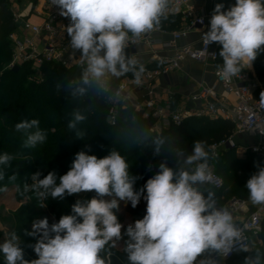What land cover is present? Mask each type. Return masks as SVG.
Returning <instances> with one entry per match:
<instances>
[{
	"label": "clouds",
	"instance_id": "obj_1",
	"mask_svg": "<svg viewBox=\"0 0 264 264\" xmlns=\"http://www.w3.org/2000/svg\"><path fill=\"white\" fill-rule=\"evenodd\" d=\"M59 15L68 18L67 36L72 54L80 53L83 62L78 79L58 81L57 93H65L69 102L86 103L92 96L112 101L120 96L113 82L131 73L139 85L146 68L139 56H133L129 44L134 37L154 33L161 28L174 11L171 0H50ZM201 40L207 46H221L222 74L239 76L242 66L250 68L264 51V0H235L225 9L215 4L208 30ZM129 103L125 101L124 110ZM259 107L264 109V91L260 93ZM85 109L76 107L71 112L68 128L77 139L85 133L78 125L87 117ZM25 135L23 147L34 149L43 144L47 133L37 119H25L15 125ZM133 147L151 148L155 156L170 154L158 165L157 173L147 180L140 191H134L137 177L129 174V164L117 150L103 157L76 154L70 169L59 176L50 171L42 179L37 171L32 183H24L23 191H33L41 201L49 196L63 200L66 195L95 192L90 200H76L71 214L62 215L58 222L49 225L47 218L32 223L25 234L38 237L31 247L38 259H25L20 237L12 232L0 243L4 264H112L111 251L122 237L123 225L116 211L120 202L137 207L146 189V214L127 226L128 239L123 251L126 264H221L234 251L248 252L240 247L245 239L247 225L237 223L233 211L219 207L215 193L202 190L210 183V154L206 142L196 140L191 151L176 147L177 138L153 136L137 126L131 141ZM14 156L0 153V181L6 177ZM258 169L246 182L248 199L253 206H264V167ZM151 169V165H149ZM15 181L17 175L8 177ZM19 190V189H18ZM7 186L0 187V192ZM43 207V206H41ZM106 254V255H105ZM243 264H264V251L257 249L248 254Z\"/></svg>",
	"mask_w": 264,
	"mask_h": 264
},
{
	"label": "trees",
	"instance_id": "obj_2",
	"mask_svg": "<svg viewBox=\"0 0 264 264\" xmlns=\"http://www.w3.org/2000/svg\"><path fill=\"white\" fill-rule=\"evenodd\" d=\"M181 23L180 17L169 16L167 21L162 22L161 28L174 30L180 28ZM15 29L8 4L5 0H0V153L7 152L14 156L11 167L6 169L9 170L5 177L7 179L3 181L4 184L0 183V187L6 185L7 188L19 189L25 182L31 184L33 182L31 177L37 171L41 172V179L50 171H55L59 183V176L67 173L78 152L85 151L88 155L103 158L115 149L129 164V174L137 177L133 186L134 191H140L147 180L157 173L162 159L167 158L169 166H173L174 158L168 153L155 156L151 148L133 147L131 141L137 126L153 136L177 138L175 146L187 148L189 151L196 140L205 141L208 146L229 136L233 130V126L224 120L188 118L179 127L151 133L149 130L152 122L143 119L140 112L131 107H128L127 111L124 107H119L114 124H109L107 117L111 106L105 99L92 96L91 100L86 98V103L69 102L64 98L65 93L56 91L55 85L58 81L78 79L82 69H66L59 65L45 64L44 81L41 84H33L27 80L30 74L27 65L21 66L16 73L6 68L11 57L8 35ZM253 65L258 80L264 81V51L253 61ZM76 107L86 110L87 119L78 125V129L85 133L84 140L77 139L74 131L68 128L70 114ZM25 119L39 120L40 128L47 133L46 141L34 149L23 147L26 137L15 130L16 123ZM210 162L214 165L216 174L221 177L222 186L216 190L204 185L202 190L213 191L219 207H224L230 200L249 201L246 182L258 171L255 165L259 163L264 167V162L249 152L237 157L234 150L222 151ZM13 174L17 175V179L9 181L8 177ZM3 193L4 191L0 192V196ZM28 195L33 200L22 205L18 210L14 232L20 237V246L24 249L25 259L31 261L38 259V256L31 247H26L24 244L31 241L30 245H34L37 242L38 237L25 234L26 231L32 230L33 221L47 218L49 225L56 223L62 215L71 214V206L76 200L74 194L66 195L63 200L52 199L49 196L43 201L39 200L33 191H29ZM94 196V191L87 193L88 199ZM144 196L146 189L140 201ZM124 204L125 202L121 201L119 210L116 211L121 224L123 217L120 210ZM253 210L254 208L250 206L249 211ZM135 213L138 219L143 218V212L138 210ZM260 238L263 241L262 246L248 252L237 253L230 260V264H243L248 254H254L257 249L264 251V218H262ZM110 259L112 264H126L127 255L124 252L114 253ZM0 264H4L2 254H0Z\"/></svg>",
	"mask_w": 264,
	"mask_h": 264
},
{
	"label": "built area",
	"instance_id": "obj_3",
	"mask_svg": "<svg viewBox=\"0 0 264 264\" xmlns=\"http://www.w3.org/2000/svg\"><path fill=\"white\" fill-rule=\"evenodd\" d=\"M198 0H171L174 11L171 17H180L181 27L169 31L160 28L158 31L141 37L139 40L132 38L129 50L137 45L147 47H159L160 49H172L171 57H158V69H146L145 75L139 85L133 77H125L113 83V88L120 91V96L112 101H107L111 106L107 122L114 124L118 104L132 98V106L140 112L143 119L150 120L152 127L150 132L159 133L163 129L179 127L183 121L191 117L222 118L233 126V133L217 142L207 146L210 154L214 152L215 159L222 151L240 150L241 154L249 152L264 162V109L259 107V98L254 92L264 89V84L257 81L242 66L239 76L225 77L222 74V58L219 56L221 46L216 43L206 45L200 40L197 47L179 46L180 39L190 33L201 32L206 27L203 16L197 15L194 4ZM16 29L8 35L11 46V57L7 69L14 67L20 69L27 65L30 74L28 82L41 84L44 81L45 64L59 65L66 69L83 68L80 53L72 54L67 26L69 19L59 15L56 6H52L50 0H5ZM35 18L37 22L30 23ZM158 34L160 37H156ZM169 35L170 39L164 41L161 36ZM188 60L201 64H212L216 84L220 86L222 93L218 95L213 88L201 86L192 97L195 101H204V106L195 112L179 111L172 108L173 95L169 94L164 102L158 98L155 91V80L165 76L168 72L179 69L181 61ZM141 89L142 95L134 97L133 91ZM227 96L232 98L231 101ZM131 99V100H132ZM233 135H246L254 139V142L246 147H237L233 141ZM209 160V168L212 180L205 185L220 189L222 179L216 174L214 165ZM243 203L230 200L224 206L233 211L234 216L241 211ZM264 218V206H256L253 211H246L240 225H247L245 239L240 247L249 249L251 245L262 246L260 241L261 223ZM241 251H234L229 257L223 259L221 264H230L234 255Z\"/></svg>",
	"mask_w": 264,
	"mask_h": 264
},
{
	"label": "crops",
	"instance_id": "obj_4",
	"mask_svg": "<svg viewBox=\"0 0 264 264\" xmlns=\"http://www.w3.org/2000/svg\"><path fill=\"white\" fill-rule=\"evenodd\" d=\"M217 3H223L225 5V9H227L229 5L235 3V0H198L196 4H194V10L197 15L204 17L206 22V27L201 32L190 33L185 38L180 39L178 42L179 46L197 47L199 45V42L201 40V35L203 34V32L208 30L211 13L215 7V4ZM32 20H34V22H37L35 18H32ZM169 31H173V30H169ZM155 36L160 37L158 34H155ZM161 39L164 41H168L170 39V36L169 35L161 36ZM130 53L134 57L139 56L142 59L146 69H158L160 67L159 62L156 60V56L171 57L174 54L172 49L162 50L159 47L150 48L145 45H137L133 47V51H131ZM244 67L251 77H254L257 81H259L256 78L253 62L250 68H247L246 65ZM125 77L131 78L133 76L131 73H129L121 78H125ZM201 86H207L213 88L218 95L222 93L220 86L216 84L214 77V67L212 64H201V63L184 60L181 61L179 69L168 72L165 76L159 77L158 79L155 80V91L157 92L158 98L161 100V102L163 103L166 97L169 94H171L173 95V99H174L172 102V108L177 109L179 111L195 112L204 106L205 103L204 101L202 100L195 101L192 99V97L198 92ZM262 91H264V89L254 92V96L256 98H260V93ZM142 93L143 91L141 89H136L133 91L135 98L136 97L139 98V96H141ZM131 99L132 98H128L122 101L121 103L118 104V106L124 107V103L125 101H127L129 103L128 107H131L133 102V99L132 100ZM227 99L229 101L232 100L230 96H227ZM191 118H208V117H191ZM208 119L223 120L222 118H213V119L208 118ZM232 133L233 132H231L230 135ZM234 138H238L239 141L241 140L243 143V146L237 145V147H246L254 142V139L246 135H241V136L233 135V141L235 143ZM235 154L237 157H242L244 155V153L243 154L240 153L239 149L235 151ZM242 203L243 204L241 205L240 213L234 216L236 221L241 217L240 222L245 216V212L250 210V206H252L254 209L256 208V206H253L250 201H245V202L243 201ZM260 241L262 245L263 241L261 238ZM253 246L260 247L257 246L256 244H254Z\"/></svg>",
	"mask_w": 264,
	"mask_h": 264
},
{
	"label": "rangeland",
	"instance_id": "obj_5",
	"mask_svg": "<svg viewBox=\"0 0 264 264\" xmlns=\"http://www.w3.org/2000/svg\"><path fill=\"white\" fill-rule=\"evenodd\" d=\"M34 20H30V23H33ZM257 78V76H256ZM258 79V78H257ZM260 81V80H259ZM264 84V81H260ZM236 145L243 146L242 141L238 138H234ZM9 170H6V177L8 175ZM7 179V178H5ZM1 184H4L3 181H0ZM15 184V183H13ZM29 192V191H28ZM28 192L23 191V186L19 188L16 187H10L7 188V191H4L3 195L0 196V243L4 241L5 238H7L12 232H14L15 227V218L18 210L21 208L22 205L28 204L31 200H33L30 195H28ZM88 192H82L79 194H74L75 200H90L87 198ZM146 207L147 202L145 199L139 201L137 207L133 208L131 206L130 202H127L123 205V207L120 210V213L123 217V228H122V239L117 242V245L112 251L116 254H120L123 251L124 247L126 246L125 242L127 241L128 237L124 236V232L127 229V226L129 224H133L136 220H138V217H136V213L138 210L140 212H143L144 215L146 214ZM131 210L132 213H131ZM143 215V216H144ZM142 219V218H141ZM241 217L237 220V223L240 224ZM30 242H25V246L29 247ZM263 245V244H262ZM256 246L251 245V247L248 250H253ZM125 253V252H124Z\"/></svg>",
	"mask_w": 264,
	"mask_h": 264
},
{
	"label": "water",
	"instance_id": "obj_6",
	"mask_svg": "<svg viewBox=\"0 0 264 264\" xmlns=\"http://www.w3.org/2000/svg\"><path fill=\"white\" fill-rule=\"evenodd\" d=\"M130 52L133 51V48L129 50ZM18 67H14L11 69V72L16 73L18 71Z\"/></svg>",
	"mask_w": 264,
	"mask_h": 264
}]
</instances>
